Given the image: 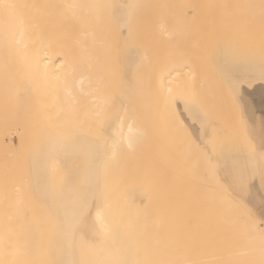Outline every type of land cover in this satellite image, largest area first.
<instances>
[{
	"label": "bare ground",
	"instance_id": "1",
	"mask_svg": "<svg viewBox=\"0 0 264 264\" xmlns=\"http://www.w3.org/2000/svg\"><path fill=\"white\" fill-rule=\"evenodd\" d=\"M211 60L225 89L218 97L208 77ZM236 104L251 123L245 127H257L263 152L255 146L250 152L262 170L264 0H0V264H45L36 248L51 233L39 236L41 223L31 211L59 202L66 206L58 220L81 237L91 222L109 221L118 230L113 217L139 224L134 246L128 232L123 245L124 233L103 224L120 237L109 238L106 230L116 251L106 247L102 224L96 230L103 251L91 247V235L90 242L77 235L78 254L91 247L80 264L90 251L105 256L104 245L108 260L94 258L98 264H108L112 250L125 258L128 244L130 256L139 255L135 264H264V240L250 229L259 222L255 214L264 220V186L253 165L247 175L239 168V154L256 143L246 127L254 140L235 150ZM70 124L71 141L56 146L54 137ZM50 170H66L70 181L50 187ZM237 193L254 208L253 217ZM235 200L256 222L249 228ZM52 252L47 262L56 264ZM114 258V264L126 261Z\"/></svg>",
	"mask_w": 264,
	"mask_h": 264
},
{
	"label": "rangeland",
	"instance_id": "2",
	"mask_svg": "<svg viewBox=\"0 0 264 264\" xmlns=\"http://www.w3.org/2000/svg\"><path fill=\"white\" fill-rule=\"evenodd\" d=\"M244 51H245V50H244ZM213 62H214V61H213ZM213 62H212V60L210 61V67H209V69H207V70H209V71H208V75H209L208 77H209V79L211 80V82H212V84H213L212 86H214V88H212V92H213V93L215 92V93H214V94H215V97H218V94H219V93H222L223 91H225V89H223V91H222V88H223V87H222V77H220V76H222V75H221V74L219 75L218 72H216V70H217L218 68H219V69H218L219 72L221 71V70H220V67H217V69H215L216 67H214V66H216V65H215V63H213ZM207 65H208V64H207ZM212 67H213V68H212ZM218 70H217V71H218ZM220 73H221V72H220ZM210 77H211V78H210ZM215 86H216V87H215ZM225 93H226V92H225ZM223 96H224V95H223ZM212 97H213V96H212ZM219 97H220L219 99H221V96H220V95H219ZM225 97H226V96H225ZM229 97H230V96H229ZM216 99H217V98H216ZM223 99H225V98H223ZM228 99H229V98H228ZM210 100H211V98H210ZM213 100H215L214 97H213ZM211 101H212V100H211ZM225 101H226V99H225ZM225 101H223V103H224ZM209 102H210V101H209ZM216 102H218V100H217ZM221 102H222V101H221ZM228 102H229V101H228ZM214 103H215V102H214ZM218 103H219V102H218ZM225 103H226V102H225ZM208 104H209V103H208ZM208 104H207V108H208ZM216 104H217V103H216ZM227 104H228V103H227ZM210 105H213V103H210ZM210 105H209V107H210ZM220 105H221V104H220ZM230 105H231V104H230ZM233 105H234V104H233ZM233 105H232V106H233ZM238 105L242 106L241 104H236L235 107H234V110L232 109V112H233V115H234L233 118H235L236 123H237L238 126H239V127H238V129H239V130H238V139H239L238 141H239V142H238V143L240 144V147H239V149H238L237 146H236V147H235V150H236V151L238 150L237 152L241 153V152H242V150H240V149L242 148L241 146L245 147L243 144L247 145V144H248L247 141H248V140H249V141L252 140L253 135L256 133V128H257V127L254 126V125H253V126L250 125V127H248V126L246 125V127H248V128L250 129V132L253 133V135L251 134V136H252V137H250L251 139L249 138L250 135H249L248 138H247V135H248V133L250 134V132H249V129H248V133H247V130H246L247 128L245 127L244 124H245V123H248V125H249V124H251V123H249V120H248V118H247V116H246V114H245V112H244V109L242 108L243 106H242V107H236V106H238ZM214 106H217V105H214ZM214 106H213V108H214ZM228 106H229V105H228ZM222 107H227V106H225V104H224V105H222ZM229 107H230V106H229ZM211 108H212V107H211ZM213 108H212V109H213ZM216 108H217V107H216ZM218 108H219V107H218ZM235 108H236V109H235ZM240 108H241V111H237V109L239 110ZM212 109H211V110H212ZM220 109H222L221 106H220L219 110H220ZM229 109H230V108H229ZM227 110H228V108H227ZM242 110H243V112H242ZM217 111H218V110H217ZM217 111H216V112H217ZM225 111H226V109H225ZM221 112H223V111H221ZM240 112H241V114H240ZM242 113H244V114H242ZM222 114H224V113H222ZM225 114H227V113L225 112ZM217 115H218V114H217ZM220 115H221V114H220ZM228 115H229V113H228ZM228 115H225V117L228 116ZM238 115H239V116H238ZM215 116H216V115H215ZM218 116H219V115H218ZM221 116H222V115H221ZM242 116L245 117V118L243 117L244 120H243V118H241ZM225 117H224V118H225ZM221 118H222V117H221ZM228 118H229V117H228ZM228 118H227V119H228ZM230 118H231V117H230ZM230 118H229V119H230ZM246 118H247V120H246ZM216 119H217V118H216ZM247 121H248V122H247ZM215 125H216V124H215ZM252 127H253V128H252ZM255 127H256V128H255ZM245 128H246V129H245ZM251 128H252V129H251ZM60 131H62L61 134H56V136H55L54 139H53V143H57L56 146H59V145H61V144L63 145V144H65V143H69V142L71 141V137H72V135H73V126H72V124H70V125L64 127L63 130H60ZM252 131H255V132H252ZM57 133H58V132H57ZM240 133H241V134H240ZM244 133H245V134H244ZM246 133H247V134H246ZM256 134H257V133H256ZM256 134H255V135H256ZM255 135H254L255 140H254V138H253V140L255 141L256 144H253V141L251 142V145L253 146V147H252V150H251L250 148H248V149L246 150V152L243 151L246 155H245V154L243 155V152L241 153V155L239 154V156H240L239 159H241V161L239 160V168H240V166H244V168L246 169L245 171L247 172V171H249L248 169H250V166L253 165V167H255V169H256V172H254V175H253L254 178L256 177L257 181H258L262 186H264V182L261 181V180H262L261 175L264 176V172H263V171H264V168H262V170H261V169H258V168H260V167H258V166L260 165V164H259V159H260V157L258 156V159H257V154H255L256 156H254V157H255V158H254V157H253L254 153H253V155H251L252 152H250V151L255 150V148H258V151H259V149H262V148L257 144V142H256V136H255ZM243 136H244V138H243ZM240 137H241V139H240ZM246 138H247V139H246ZM14 139H15V141L17 142V138L15 137ZM243 139H244V140H243ZM246 140H247V141H246ZM244 142H245V143H244ZM242 143H243V144H242ZM241 144H242V145H241ZM249 144H250V143H249ZM236 145H237V144H236ZM251 145H248V146L250 147ZM256 145H257V146H256ZM254 146H255V148H254ZM259 147H260V148H259ZM246 148H247V147L242 148V149L244 150V149H246ZM226 149H227V148H226ZM229 149H230V148H229ZM249 149H250V150H249ZM248 150H249V151H248ZM263 150H264V148H263ZM240 151H241V152H240ZM247 151H248V152H247ZM260 151L263 152L262 150H260ZM260 151H259V152H260ZM254 152H255V151H254ZM259 152H256V153H259ZM261 152H260V153H261ZM247 154H250L251 156H250V155H249V156L252 157V158H254V159H252V158H250L249 156H247ZM261 154H262V153H261ZM259 155H260V154H259ZM261 156H262V155H261ZM263 156H264V155H263ZM242 157H243V158H242ZM246 157H247V158H246ZM262 158H263V157H262ZM247 159H248V161H247ZM263 159H264V158H263ZM253 160H254V161H253ZM257 160H258V162H257ZM252 161L254 162V164L252 163ZM262 161H263V160H262ZM262 161L260 160V163H261ZM21 162H22V165H21L20 167H18L20 170H21L23 167H25V163H26V161H21ZM244 162H245V163H244ZM247 162H248V163H247ZM243 163H244V164H243ZM246 163H247V164L250 163V164L248 165V167H247V164H246ZM215 164H216V163H215ZM215 164H214V165H215ZM240 164H241V165H240ZM242 164H243V165H242ZM258 164H259V165H258ZM261 164H263V163H261ZM28 165L30 166V163L27 164V166H28ZM263 166H264V164H263L261 167H263ZM76 167H77V163H76ZM70 168H71L72 170H74V168H75V164H74L73 166H71ZM247 168H248V169H247ZM257 170H258V171H257ZM216 171H217V169H215V172H216ZM254 171H255V170H254ZM64 172L66 173V175H65V173H61L59 170H50V172H49V174H50V180H49V183L51 184L50 187H52V188H54V189H57L59 183H61V182H69V181H70V176H69L70 173L67 172L66 170H64ZM211 172L215 173V172H214V168H213V171H212V169L210 170V173H211ZM262 172H263V173H262ZM218 173H219V172H218ZM257 173H258V174H257ZM247 174H249V173L247 172L246 175H247ZM260 174H261V175H260ZM217 175H218V174L216 173L214 176H217ZM256 175H257V176H256ZM68 176H69V177H68ZM219 176H220V173H219ZM241 176H242V175H241ZM263 176H262V177H263ZM74 177H75V175H74L72 178H74ZM257 177H258V178H257ZM215 178H216L217 180H219L218 176L215 177ZM215 178H214V179H215ZM259 178H261V180H260ZM263 178H264V177H263ZM263 180H264V179H263ZM215 181H216V180H215ZM215 181H214V182H215ZM221 188H222V187H220L219 189H221ZM65 192H66V191H65ZM61 193H62V190H59V191L57 192V194L54 195V198H55V197H59V196L61 195ZM237 194H238V193H237ZM238 195H239V194H238ZM118 196H119V195H118ZM239 197H240V198H239ZM65 198H66L67 200H70V198H71L70 192H69V194H68ZM236 198H239V200H241V203H242V204H243V203H246V204H244L245 206L242 205V206H244V208L248 205V202H247V201H244L245 199H244L243 197H241V195L236 196ZM242 201H244V202H242ZM235 202H237V205H236V206H237V210H238V206H239L238 203H239V202L236 201V200H235ZM241 203H240V204H241ZM235 204H236V203H235ZM48 206H49V205H48ZM64 206H66V204H65L64 202H59V203H57V204H55V205H50V208L48 207L49 210L46 209L47 207L45 208V209H46V212H44V214L41 213V212H42L41 209H43V211L45 210V209H44V206H43V208L41 207V209H40V208L37 209V210H39L40 212L37 211L36 209H35V210L33 209V211H35V212L31 211V213L34 215V217H35V215H36V218H37V219L39 218V224H40V223L42 224V226H41V224H40L39 226L36 224V225L38 226L36 229H39V236H40V237H41L42 235H43V236H45V235H46V236H49V233H51V235H50L48 238H45V237H44V238H41V239H44L45 243H40V244H42L41 247L39 248V245H38V248H36V250H37V249H39V250H37V253L35 252L37 255H38V252H39V254H40L39 256H41V258H42V256H43L42 259H44V258H45L44 256H46V259L44 260V261H46L45 264H46V263H49V264L51 263V262H49V261L47 262V260H48L47 257H48V258L50 257L49 254H50V252H52V250L54 251V249H55V253H56V254L54 253V255H55V257H56L55 259H57V261L54 260V262L56 261V264H57L58 261L60 262V263H58V264H67L66 261H68V263H69L70 259L72 260L74 257H75V258H74V260H72L71 264H80V260L82 259V257H81L80 259H79V257H80L81 255H83L82 252H84V250H82V249H85V248H82V249H81L82 251H80L79 254H78L77 252H78V249H80V248H79L78 245L75 244V243H78L79 241H81V242H85V241H87V240L89 241V240H90V237H89L90 235H91V239H92L91 247H92V245H93L92 243H94V244H96V247H98V249H100L101 247H99V245L97 246V241H98V243H99V241H101V240H102V242H103V239H104L103 236H104L105 238L107 237V240H109V241H107V242H108L109 244H107V243L104 241V242L106 243L107 246L104 245L103 248L105 249L104 252L107 251L108 253H109V251L106 250V249H108V248L110 249V247L113 245V242H114L115 240L117 241L118 239H120L119 236H115V235L120 234V232H121V234H122V232L124 233V234H122L124 238H125V236H126V238H125L126 241H120L121 243L125 242V243H123V245H127V243H129V242H128L129 239H128V237H127L128 235H129V237L132 235V237H130V239L132 240V242H131V240H130V246H132L134 242L137 243V241L139 240V238L137 239V237H135V236L140 237V236H139V235H140V233H139V232H140V227H139V224L136 222L137 220L132 219L133 217H131L132 223H131V220H129L130 217H128V219L124 218V219L128 220V221H125V222H124L122 219H119V220H118L117 217H113V219H110V221H112V220H113V221H114V220H117V222L115 221V223L113 222L112 224H116V226H117V224H118V227L120 226V227L123 228V225L121 226L120 223H124V224H125V225H124V228H123L124 231L122 230V228L120 229V227H119L118 230H116L117 228H116L114 225H111L112 227L114 226L113 228H115V232H119V230H120V232H119L118 234H117V233L115 234V232H114L115 235H114V234H113V235H114V237L116 238L115 240H112V239H113V235H110V232H109V230H112V231L114 230V229H112V228L109 229V226H110V222L108 221V218H109V217L106 218L107 221H108V223L105 222V221H102V222H105V223H103V224L106 225V226L108 227L109 230H107L106 226H104L102 223H99L98 221H97L98 224H97V222H94V223L91 222V223H90V227L92 228V229L90 230L91 234H90V232H86V230H83V229L80 230V231H82V232L84 231V234H82V235H84L86 238L89 237V238H87V239H85V238L83 239L84 236L81 237V234H80L81 232L79 233V230H78V233H79V234H77V232H75L76 235H75L74 232H73V233H70L69 226H67L66 224H64V222L62 223V221H59V220H58V219H59L58 217L62 216V214L64 213V210H63ZM240 206H241V205H240ZM240 206H239V207H240ZM242 206L240 207V209H242ZM248 207L250 208V212H252V210H254V208L251 206V204H250V206L248 205V206L246 207V209H248ZM244 208H243V209H244ZM240 209L238 210L239 214H241V213H240ZM246 209H244V212L246 211ZM241 211H242V210H241ZM38 212H39L40 214H39ZM105 212H106V211H105ZM244 212H243V213H244ZM250 212L247 211V212H245V215H244V214H243V215H242V214L240 215V216H242V218L244 219L243 223H244V225L246 224L245 227L248 226V228H249V226H251V224H249V223H251V221L253 220L252 218L247 219V217L249 218V216L246 217V214L248 215V213L250 214ZM34 213H35V214H34ZM106 213H107V212H106ZM255 213H256L255 211L252 212V213L250 214V215H251L250 217H253V215H254ZM38 214H39V215H38ZM41 214H42V216H41ZM255 215H256V216H255L254 218H256V219H254V220H256V222H257V220H259V222H257V223H259V224H257V223L253 220V221H252V224H253V222H255L256 225H258V226H256L255 224H253V225L250 227V229L252 230V228H254V229L252 230V232H253L256 236H254V234H253V236H254V237H257V239H256V238H255V239L259 242V240H260V241H263V240H264V239H263L264 236H262V234L264 235V220L262 221V219L259 218V217L257 216V214H255ZM245 217H246L247 221H246ZM110 218H111V217H110ZM116 218H117V219H116ZM41 219H42V221H41ZM43 219H44V220H43ZM260 219H261V220H260ZM120 220H121V221H120ZM134 220H135V221H134ZM249 220H250V221H249ZM44 221H45V222H44ZM129 221H130V224H131V225L126 224L127 222L129 223ZM42 222H43V223H42ZM58 222H59V224H58ZM118 222H120V223H118ZM134 222H135L136 224H135ZM246 222H247V223H246ZM261 222H262V223H261ZM45 223H47L46 226H45ZM95 223H96V224H95ZM106 223L109 224V225H107ZM94 224H95V227H96V228H94ZM100 224H102V225L104 226V227H102V225H101V228H105L104 230H103V229H99V228H100V227H99ZM36 225H34V226L36 227ZM92 225H93V226H92ZM96 225H97V226H96ZM132 225H133V227H132ZM244 225H243V226H244ZM254 225H255V226H254ZM31 226H32V225H31ZM31 226H29V224H27V226L25 225L24 228L26 229V227H28V230H31V228L33 227V226H32V227H31ZM47 226H48V227H47ZM111 226H110V227H111ZM127 226H129L130 228L132 227V228L130 229V228H128ZM135 226H136L137 228H135ZM29 227H31V228L29 229ZM40 227H41V228H40ZM43 227H44V229H43ZM61 227H62V228H61ZM97 227H98L99 232H100V230L105 231V233H103V234H105V235H103L102 232H101V237H98V236H100V235H99L100 233L97 232V230H96ZM125 227H126V228H125ZM255 227H256V229H255ZM60 228H61V229H60ZM127 228H128V230H131V231H132V234H130L131 231H128V230L125 231ZM138 228H139V229H138ZM33 229H34V227H33ZM42 229H43V230H42ZM51 229H53L54 231L51 230ZM59 229L62 230V231H61L62 233L60 232ZM94 229H95V230H94ZM132 229H133V230H132ZM245 229H247V228H245ZM50 230H51V231H50ZM106 230H107V232L109 233V234H108V235H109V238L112 236V239H109V238H108V235L106 236V234H107ZM135 230H136V231H135ZM260 230H261V231H260ZM47 231H50V232H47ZM65 231H66V232H65ZM95 231H96L97 233H96ZM258 231H259V233H258ZM42 232H43V233H42ZM55 232H59L60 234H59V233H55ZM63 232H64V233H63ZM71 232H72V231H71ZM125 232H126V233H125ZM127 232H128L129 234H128ZM133 232H134V233H133ZM53 233H55V234H53ZM66 233H69V234H66ZM86 233H89V235L86 234ZM260 233H261V234H260ZM40 234H41V235H40ZM57 234L59 235L58 237H57ZM61 234H62L63 236H65L68 240H67L65 237L61 236ZM70 234H72L73 237H72ZM95 234H96V235L98 234V235L96 236ZM111 234H112V233H111ZM121 234H120V236H121ZM126 234H128V235H126ZM77 235H78V236L80 235V236L78 237ZM93 235H94L96 238H95ZM102 235H103V236H102ZM133 235H135V236H133ZM257 235H258V236H257ZM43 236H42V237H43ZM53 236H55V237H53ZM60 236H61V237H60ZM69 236H71L72 238H70ZM74 236H75V238H74ZM261 236L263 237V238H261L262 240L259 238V237H261ZM50 237H51V238H50ZM62 237L65 238V239H63ZM76 237H78V238L80 239V240L78 239V240H79L78 242H75ZM92 237H94V238H92ZM117 237H119V238L117 239ZM133 237L136 238L137 241H135L134 239H132ZM54 238H56V239H58V240H55ZM73 238H74V239H73ZM100 238H102V239H100ZM39 239H40V238H39ZM45 239H46V240H45ZM53 239L56 241V243L53 242V241H54ZM69 239H70V241H69ZM81 239H83V240H81ZM93 239H95V240H93ZM96 239H98V240H96ZM99 239H100V240H99ZM122 239H123V238H122ZM49 240H50V241L52 240V242L49 243V242H50ZM65 240H66V241H65ZM84 240H85V241H84ZM110 240H112L113 242H110ZM133 240H134V241H133ZM44 241H43V242H44ZM59 241H60V242H59ZM61 241H62V242H61ZM71 241H73V243H72ZM76 241H77V240H76ZM90 241H91V240H90ZM90 241H89V242H90ZM116 241H115V243H116ZM46 242H47V244H46ZM67 242H68V243H67ZM81 242H80V244H81ZM102 242H100V245H101ZM48 243H49V244H48ZM52 243H53V244H52ZM54 243H55V245H57V246H55ZM63 243H64V244H63ZM66 243H67V244H66ZM86 243H87V242H86ZM86 243H85V244H86ZM105 243H104V244H105ZM115 243H114V245H113L114 247H116V246H115ZM117 243H119V242H117ZM121 243H119V244H121ZM37 244H38V243H37ZM45 244H46V245H45ZM58 244H59V245H58ZM72 244H73L74 247H73V246L70 247ZM80 244H79V246H80ZM110 244H112V245H110ZM119 244H117V246H118ZM131 244H132V245H131ZM259 244L263 245V244H264V241H263V243L259 242ZM48 245H50L51 248H50ZM66 245H67V246H66ZM75 245H77V246H75ZM81 245H82V244H81ZM123 245H121V246H123ZM134 245H135V244H134ZM134 245H133V246H134ZM59 246H60V247H59ZM61 246H62V247H61ZM82 246H83V245H82ZM82 246H81V247H82ZM89 246H90L89 244L86 246L87 248L85 249V250H86V253L84 252V256H86V255L89 254V251H88V247H89ZM93 246H94V245H93ZM105 246H106V247L110 246V247L106 248ZM113 246H112V247H113ZM121 246H118V249H119V247H120V249H122ZM128 246H129V244H128ZM128 246H126V247L129 249V252H127L128 249L126 250V249L124 248L125 246H123V251L121 250V251H122V254L125 253V256H126L127 258H126V257H125V258L123 257L124 254H123L122 256H121V254H120L121 257H119V254L117 255L116 252H115V254H116L117 256H115L114 253H113V251H114L116 248L113 247L114 250H112L111 252H112V254H113V256H114L115 258L112 257L111 252H110V255H108V256H110V258H109L110 261H109L108 264L112 263L111 260H113V258L115 259V262L117 261V258H118L119 261H123V260L129 261V262H126V261H125V262H122L123 264H125V263H126V264H128V263H129V264H132V263H131L132 261H134L133 263L135 264V263H136V260L138 261V258L136 257V255H137V256H139V255H138V253H136V254L133 253V252H134V250H133V251L131 252V254H132V257H131V256H130V251H131L133 248L130 249L131 247H128ZM35 247H36V246H35ZM43 247L46 249V251H45V249H44ZM46 247H49V248H46ZM52 247H53V248H52ZM68 247L70 248V252H71V253L68 252V251H69V249H67ZM76 247H78V249H77ZM84 247H85V246H84ZM91 247H89V249H90ZM263 247H264V246H263ZM32 248H33V250H34V247H32ZM42 248H43V251H42ZM58 248H60L61 250H59ZM71 248H73V249H71ZM74 248H76V249H74ZM94 248H95V247H94ZM94 248H92V249L95 250ZM113 248H112V249H113ZM62 249H63L64 251H63ZM30 250L33 251L31 248H30ZM49 250H50V252H49ZM75 250H76L77 252H76ZM100 250H102V249H100ZM124 250H125V252H124ZM136 250H137L136 252H138V247H137V246H136ZM60 251H63V254H62V252H60ZM72 251H73V252H72ZM102 251H103V250H102ZM102 251H101V252H102ZM115 251H116V250H115ZM118 251H119V250H118ZM121 251H119V252H121ZM45 252H46V254H45ZM75 252H76V254H75ZM91 252H93V251H90V255H93V254H91ZM104 252H103V253H104ZM119 252H118V253H119ZM126 252H127V253H126ZM28 253H31V252L28 251ZM32 253H33V252H32ZM47 253H48V254H47ZM67 253H68V254H67ZM72 253H74L75 255H73ZM94 253H95V251H94ZM97 253H98V257H97V255H96L97 259H96L94 256L91 257V256L89 255L90 258H93V260H92L93 264H94V262H96L95 264H98L97 261H100V260H99L100 258H104V259L107 258V260H108V257H106V255H107L108 253L105 252V253H106L105 256H104V254H102L103 257H101V254H99V252L96 251L95 254H97ZM36 254H34V255L36 256ZM43 254H44V255H43ZM52 254H53V252H52ZM64 254H65L66 256H65ZM70 254L72 255V258H70V257H71ZM77 254H78V255H77ZM127 254H129V255H127ZM134 254H135V258H134V259H136V258H137V259H136V260H131V259H133V257H134L133 255H134ZM48 255H49V256H48ZM59 255H60V256H59ZM63 255H64L65 257L68 256V257H69V260L67 259L68 257H67V258H63V257H64ZM69 255H70V256H69ZM99 255H100V256H99ZM39 256H36V258L38 259ZM73 256H74V257H73ZM129 256H130V259H128ZM57 257L59 258V260H58ZM61 257H62V258H61ZM87 257H88V256H86V258H87ZM111 257H112V258H111ZM51 258H52V256H51ZM51 258H49V259H51ZM53 258H54V257H53ZM86 258L84 259V257H83V259H84V261H85L84 264H91V263H90V261H91L90 258H89L90 261L88 260V262L86 261ZM94 258H95L97 261L94 260ZM64 259H65V260L67 259V260L65 261ZM76 259H77V260H76ZM78 259H79V261H78ZM87 259H88V258H87ZM122 259H123V260H122ZM61 260H62V262H61ZM105 260H106V259H105ZM37 261H38V260H37ZM37 261H36V263H39V262H37ZM51 261H52V260H51ZM77 261H78L79 263H78ZM101 261H103V259H102ZM41 262H42V261H41ZM65 262H66V263H65ZM42 263H43V262H42ZM42 263H40V264H42ZM106 263H107L106 261H105V263L101 262V264H106ZM116 263H117V262H116ZM116 263H115V264H116ZM52 264H54V263L52 262ZM81 264H83V260H82ZM99 264H100V263H99ZM113 264H114V260H113ZM118 264H121V262H120V263L118 262Z\"/></svg>",
	"mask_w": 264,
	"mask_h": 264
}]
</instances>
